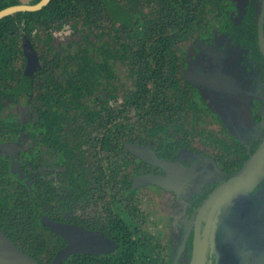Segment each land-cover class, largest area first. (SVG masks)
<instances>
[{"label":"flooded vegetation","instance_id":"obj_1","mask_svg":"<svg viewBox=\"0 0 264 264\" xmlns=\"http://www.w3.org/2000/svg\"><path fill=\"white\" fill-rule=\"evenodd\" d=\"M219 1H197L192 29L177 43L176 76L184 95L183 108L177 111L182 116L174 129L156 134L149 133L145 117L139 118L130 105L121 110L132 83L128 62L116 59L113 49L106 51L102 37L84 45L68 42L64 35L51 48L31 44L38 58L31 88L16 90L24 66L13 88L19 108L4 112L14 116L16 111L18 117L0 135L1 158H8L0 159V264H53L70 243L74 249L59 264H165L170 258L167 264H190L199 238L205 247L200 264H264V181L233 207L236 210L221 222L213 238L211 228L204 232L205 220L196 235L195 217L202 202L243 165L264 136V0H246L244 9L225 0L232 16L225 13L220 28L228 39L223 41L218 32L211 41L202 16ZM68 37L78 39L70 32ZM184 42L189 44L181 58ZM231 47L238 52L232 53ZM81 48L93 56L96 68L91 96L82 97L93 119L83 111L74 116L72 110L56 124L49 116L42 128L27 102L36 93L40 54L65 83L68 75L76 77L77 60L69 57ZM199 53L209 57L212 66L189 62ZM45 89L51 92L52 83ZM213 96L240 99L250 112L251 126L240 124L232 131V122L218 112ZM122 119L128 122L123 140L127 153L117 169L118 178L126 176L127 181L117 187L114 159L102 157V138L109 133L113 143L115 123ZM132 126L137 134L131 133ZM131 143L149 147L175 166L169 170L147 161L128 148ZM69 148L76 153L82 148V156H69ZM206 149L213 150L211 157ZM22 151L28 157L23 158ZM74 157L80 164L70 168L67 161ZM147 174L165 176L164 184L136 186V178ZM145 186L161 190L162 207L171 219L166 236L142 211L138 193Z\"/></svg>","mask_w":264,"mask_h":264},{"label":"trees","instance_id":"obj_2","mask_svg":"<svg viewBox=\"0 0 264 264\" xmlns=\"http://www.w3.org/2000/svg\"><path fill=\"white\" fill-rule=\"evenodd\" d=\"M38 0H0V9L15 3H34ZM202 0H50L39 10L18 11L0 19V135L4 127L14 126L18 117L4 114L6 109L19 108V98L13 88L21 79L25 66V43L37 47L38 43L51 48L61 35L68 42L79 45L93 43V38L102 37L105 50L113 49L116 59L127 60L132 83L124 101L139 118L145 117L150 134L174 129L182 113L183 93L177 81V43L187 37ZM202 6V5H201ZM69 32L78 39L68 37ZM65 37V38H66ZM60 43V42H59ZM41 67L35 72V95L27 99L36 110L42 128L50 116L51 123L73 110L83 111L93 119V111L84 104V95L93 91L92 78L96 73L94 58L86 48L70 56L78 63L76 77L63 83L59 74L51 70L47 58L40 54ZM107 59V58H106ZM51 82V92L43 90ZM136 122H143L141 119ZM182 123V122H180ZM128 122L122 119L115 123L114 142L109 133L102 138L104 159H114L112 177L116 186L125 185L127 178H118L117 167L124 163L127 150L124 147ZM131 133H136L132 126ZM137 134V133H136ZM132 139L136 137L131 135ZM77 148V145H76ZM67 149V154L82 156L83 149ZM68 159V167L80 164V159ZM121 162V163H120ZM82 164V163H81ZM108 165L107 168L108 169ZM84 170V168H83Z\"/></svg>","mask_w":264,"mask_h":264},{"label":"water","instance_id":"obj_3","mask_svg":"<svg viewBox=\"0 0 264 264\" xmlns=\"http://www.w3.org/2000/svg\"><path fill=\"white\" fill-rule=\"evenodd\" d=\"M50 0H38L34 3H15L5 6L0 9V19L8 14L18 11H35L42 8ZM24 54L26 58V65L23 71L22 79L16 90H28L31 88L32 72L38 66L37 54L32 47L31 43H25ZM128 148L146 158L147 161L159 165L165 169H172V162L160 158L149 147L141 146L138 144H128ZM165 177V176H164ZM159 175L147 174L138 176L135 185L147 182L163 183L166 178ZM264 181V136L259 147L252 153L243 165L226 179L220 182L205 198L201 206L197 210L195 217L196 235H199L200 224L202 220L206 221L204 232L207 234L211 228L212 238L216 229L226 216L232 211L233 207L244 202L250 197L253 190ZM70 247L62 250L56 256L53 264H59L60 259L69 250L74 249V244L70 243ZM204 243L203 240L196 242L193 258L190 264H200L204 256Z\"/></svg>","mask_w":264,"mask_h":264},{"label":"rangeland","instance_id":"obj_4","mask_svg":"<svg viewBox=\"0 0 264 264\" xmlns=\"http://www.w3.org/2000/svg\"><path fill=\"white\" fill-rule=\"evenodd\" d=\"M234 1L239 9L245 8L246 0ZM227 6L229 5L226 4L225 0L219 1L217 4L207 8L204 12V15L202 16L205 24L204 29L207 30L206 35L208 36V38H210L211 41L215 40L218 32L223 36V41H226V39H228L226 36H224L222 28H220L225 23V13L229 11L227 9ZM230 11L228 12L229 18L232 16V11ZM234 15L235 14H233V17H235ZM216 24H220V26H216ZM186 44L188 45L189 42L183 43L184 47L182 49V52H180L181 58H183L185 55V50L187 49ZM227 49H229V45ZM230 51H232V53L238 52L237 50L232 49V47ZM189 62L191 64H200L207 67H210L213 64L212 60L209 57L205 56L203 53L195 54L194 57L190 58ZM211 98L214 101V105L218 107V112L222 115V117L225 120L230 119V121L232 122V125H230L232 131H235L240 124L251 126L252 122L250 121V112L240 99L234 97H228L224 99L218 96H213ZM233 106L235 107L234 109ZM206 150L207 155L211 157L213 155V150ZM21 155L23 158H26L28 157V152L22 151ZM2 156V153H0V159H8L6 156L5 158H1ZM203 165L204 159H202V164L200 165V167H202ZM213 168L215 169V167ZM161 197V190L154 186H145L141 188L138 193L142 211L147 212V214L149 215V219L156 222L158 228L162 231V234L166 236L170 232L168 229V225L171 222V219L167 213V209L164 206L162 207L163 203L160 200ZM235 210L236 208L232 209L233 212ZM171 259L172 258L166 260L165 264L170 262Z\"/></svg>","mask_w":264,"mask_h":264}]
</instances>
